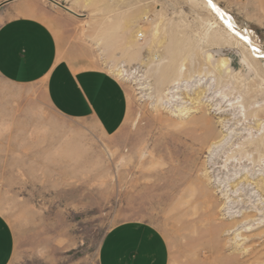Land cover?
<instances>
[{"label":"rangeland","instance_id":"1","mask_svg":"<svg viewBox=\"0 0 264 264\" xmlns=\"http://www.w3.org/2000/svg\"><path fill=\"white\" fill-rule=\"evenodd\" d=\"M261 2L211 0L218 15L201 0H0V25L43 21L62 58L119 81L128 113L107 137L59 115L41 84L0 77L10 264H97L104 235L132 221L162 234L169 264H264V58L250 54L264 53ZM207 54L229 63L219 86L198 78Z\"/></svg>","mask_w":264,"mask_h":264},{"label":"crops","instance_id":"2","mask_svg":"<svg viewBox=\"0 0 264 264\" xmlns=\"http://www.w3.org/2000/svg\"><path fill=\"white\" fill-rule=\"evenodd\" d=\"M264 22V0L261 2ZM0 77L9 84H41L49 104L62 117L91 121L107 136L116 134L127 113V97L112 75L76 66L62 58L57 38L43 21L17 16L0 25ZM15 239L0 214V264H10ZM97 264H169L168 244L152 225L124 222L101 240Z\"/></svg>","mask_w":264,"mask_h":264},{"label":"bare ground","instance_id":"3","mask_svg":"<svg viewBox=\"0 0 264 264\" xmlns=\"http://www.w3.org/2000/svg\"><path fill=\"white\" fill-rule=\"evenodd\" d=\"M195 1V0H194ZM198 1V0H197ZM201 2H202V5L205 7V9H206V7L209 9H212L216 14H218V15H221V12L218 10V8L214 5V4H212V3H210L209 2V0H201ZM199 3V2H198ZM213 5L215 6V7H213ZM225 15V14H224ZM222 18V17H221ZM222 21V20H221ZM223 22L227 25V26H229V27H231L232 26V23H231V21L229 20V18L228 17H224L223 16ZM232 29V28H231ZM235 33V32H234ZM236 34V33H235ZM237 35V34H236ZM244 35V34H243ZM234 36V35H233ZM241 36V35H240ZM174 37H175V34L174 33H171V40H172V43H174ZM242 39H243V42L244 43H248V44H250L249 43V41H248V38L247 37H241ZM239 40V39H238ZM241 41V40H240ZM176 42H177V44L179 43V41L176 39ZM211 44H212V46H215V48H217L218 47V45H219V42L216 40V39H214L212 42H211ZM179 47V46H178ZM170 51L172 52V53H174L175 52V49H177V47H176V43H174V44H172V45H170ZM180 48V47H179ZM180 50V49H179ZM254 49H252L251 48V50H250V54H252L253 55V58H260V57H263L264 58V53L263 54H256V51H255V53H253L254 51H253ZM259 51V50H258ZM173 55V54H172ZM199 63V68L197 69L198 71V78L199 79H203V78H208V77H211V76H213L214 78H216L217 79V86H219V84H221V80L223 79V78H221V76L222 75H224V74H228L227 72H230V67H229V63L227 62V60L226 59H222V60H213V55H211V54H207V56L206 57H204V59H203V61H202V63H205L206 65H209V66H211V68H208L207 69V71L206 72H204L203 74H202V69H201V65H202V63L199 61L198 62ZM196 67V66H195ZM194 67V68H195ZM165 71H168L169 72V75H168V77L170 76V78H167L166 77V80L167 79H170L171 81V88H176V87H178L180 84H181V79H179V76H180V72L181 71H179V63H178V61L173 57L172 58V61H171V63H170V65L167 67V69L165 70ZM204 94V93H203ZM200 95H202V93L200 92ZM231 106H233V104L231 105ZM234 108V107H233ZM251 116L253 117H255V118H257V117H259L260 115L259 114H256L255 112H253L252 114H251ZM201 125H203L204 127H206V129H205V133H207L208 132V130H210V127H209V125H208V123H207V120L206 119H201ZM262 145V144H261ZM261 145H259L258 147H257V149L258 150H260V147H261Z\"/></svg>","mask_w":264,"mask_h":264},{"label":"snow or ice","instance_id":"4","mask_svg":"<svg viewBox=\"0 0 264 264\" xmlns=\"http://www.w3.org/2000/svg\"><path fill=\"white\" fill-rule=\"evenodd\" d=\"M209 2L211 3V0H209ZM213 7H215V6L213 5Z\"/></svg>","mask_w":264,"mask_h":264}]
</instances>
